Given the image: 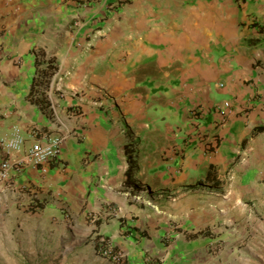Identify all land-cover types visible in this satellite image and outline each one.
<instances>
[{"label":"crops","instance_id":"0c3cea01","mask_svg":"<svg viewBox=\"0 0 264 264\" xmlns=\"http://www.w3.org/2000/svg\"><path fill=\"white\" fill-rule=\"evenodd\" d=\"M0 14V137L24 133L7 157L31 128L64 136L45 173L12 171L0 194L64 208L145 261L264 264V0H0ZM49 58L57 76L31 100Z\"/></svg>","mask_w":264,"mask_h":264},{"label":"rangeland","instance_id":"374dc122","mask_svg":"<svg viewBox=\"0 0 264 264\" xmlns=\"http://www.w3.org/2000/svg\"><path fill=\"white\" fill-rule=\"evenodd\" d=\"M137 191L133 199L141 202L143 192ZM152 202L154 208V200ZM29 204L11 186L0 194V264L160 263L158 257L145 261L127 242L121 243L99 233V228L92 225L98 221L97 214L89 216L91 227L89 223H79L76 216L73 223L64 208L55 213L29 207ZM100 242L106 247L96 251L95 244ZM262 250L264 255V246Z\"/></svg>","mask_w":264,"mask_h":264},{"label":"built area","instance_id":"2783aa9c","mask_svg":"<svg viewBox=\"0 0 264 264\" xmlns=\"http://www.w3.org/2000/svg\"><path fill=\"white\" fill-rule=\"evenodd\" d=\"M56 74L57 73L54 75ZM224 106L227 107L228 103L224 102ZM201 113L200 108H193L188 112L190 118L199 117ZM28 135L33 138L35 142L15 160L9 159L7 156L11 152L21 149L24 142L23 131L18 126H14L8 135L0 137V149L4 154L3 158L0 160V181H7L11 177L12 171L18 172L27 165L34 166L38 168L41 173H45L46 168L56 160L60 145L64 140L63 135H47L40 132L37 128L29 129ZM195 136L202 139L204 134L196 132ZM206 143V149L209 150L211 146L216 144L215 138H212L210 142L206 141ZM181 150V146L174 144L169 148L168 153L176 155L181 152ZM137 198L136 196V199ZM145 204L153 208V202L147 198Z\"/></svg>","mask_w":264,"mask_h":264},{"label":"trees","instance_id":"16d2710c","mask_svg":"<svg viewBox=\"0 0 264 264\" xmlns=\"http://www.w3.org/2000/svg\"><path fill=\"white\" fill-rule=\"evenodd\" d=\"M57 65L53 58H49L44 62V64H40L39 61L36 60V67H35V74L32 78V82L30 85V88L27 93V97H29L31 100L38 101V98L40 95H43L40 99L42 101V98L45 97L44 90L49 84V81L52 77V75L56 72ZM37 85V87L35 86ZM48 104V103H47ZM264 130V126L256 128V131H262ZM128 170V167L125 168V172ZM209 176V170L207 171L205 178L207 179ZM106 247L102 242L95 244L96 251H101ZM116 246H113V250H115Z\"/></svg>","mask_w":264,"mask_h":264},{"label":"clouds","instance_id":"9594fccd","mask_svg":"<svg viewBox=\"0 0 264 264\" xmlns=\"http://www.w3.org/2000/svg\"><path fill=\"white\" fill-rule=\"evenodd\" d=\"M56 73H57V72H56ZM54 74H55V73H54ZM201 112H202V110H201ZM201 115H202V113H201ZM201 115H200V116H201ZM200 116H199V117H200ZM199 117H196V118H199ZM196 118H194V119H196ZM195 127H196V126H195ZM215 140H216V138H215ZM126 168H127V167H126ZM143 200H144V197H143L142 201H143Z\"/></svg>","mask_w":264,"mask_h":264},{"label":"bare ground","instance_id":"6f19581e","mask_svg":"<svg viewBox=\"0 0 264 264\" xmlns=\"http://www.w3.org/2000/svg\"><path fill=\"white\" fill-rule=\"evenodd\" d=\"M127 166V165H126ZM126 166L124 168H126Z\"/></svg>","mask_w":264,"mask_h":264}]
</instances>
